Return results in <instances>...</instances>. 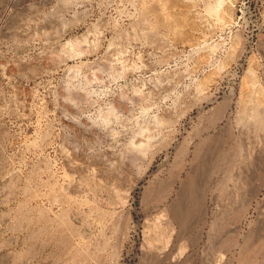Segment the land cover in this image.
Returning <instances> with one entry per match:
<instances>
[{
	"label": "rangeland",
	"instance_id": "obj_1",
	"mask_svg": "<svg viewBox=\"0 0 264 264\" xmlns=\"http://www.w3.org/2000/svg\"><path fill=\"white\" fill-rule=\"evenodd\" d=\"M0 264H264V0H0Z\"/></svg>",
	"mask_w": 264,
	"mask_h": 264
},
{
	"label": "bare ground",
	"instance_id": "obj_2",
	"mask_svg": "<svg viewBox=\"0 0 264 264\" xmlns=\"http://www.w3.org/2000/svg\"><path fill=\"white\" fill-rule=\"evenodd\" d=\"M201 143V142H200ZM204 143V142H203ZM203 143H201V144H203ZM200 147L202 148V146H200V144H199V147L197 146V148H199L200 149ZM196 148V149H197ZM227 162H228V165L232 162V159L230 158V157H227ZM158 190H160V189H158ZM156 193V192H155ZM159 195V194H158ZM160 195H161V192H160ZM178 213V212H177ZM180 214V213H179ZM174 215V221H176V219L179 221V216H178V214L177 215H175V214H172V216Z\"/></svg>",
	"mask_w": 264,
	"mask_h": 264
}]
</instances>
